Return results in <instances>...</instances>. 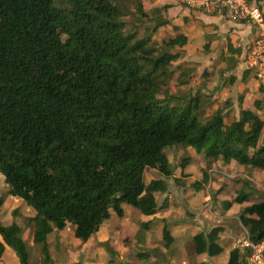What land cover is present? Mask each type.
<instances>
[{"label":"trees","instance_id":"trees-1","mask_svg":"<svg viewBox=\"0 0 264 264\" xmlns=\"http://www.w3.org/2000/svg\"><path fill=\"white\" fill-rule=\"evenodd\" d=\"M130 3L0 0V175L6 186L0 207L11 196L33 211L19 214L20 224L0 220V257L9 247L19 264H51L49 237L55 230L73 226V236L84 242L111 213L121 217L122 204L154 214L157 193L165 191L173 172L168 147L264 170V118L250 110L231 115L229 100L219 105L201 88L170 93L172 79L187 84L195 70L179 61L187 37L171 25L170 36L153 39L167 22L150 28L145 6L134 16ZM249 72L244 70L242 81ZM235 79L230 75L224 83ZM253 105L264 111L259 100ZM147 169L161 177L145 180ZM242 199L237 194L234 201ZM238 220L247 238L264 246V200L245 206ZM223 229L215 225L193 235V254L219 255ZM26 230L30 248L22 237ZM160 232L168 248L170 231L163 224ZM245 261L235 247L226 264Z\"/></svg>","mask_w":264,"mask_h":264},{"label":"crops","instance_id":"crops-1","mask_svg":"<svg viewBox=\"0 0 264 264\" xmlns=\"http://www.w3.org/2000/svg\"><path fill=\"white\" fill-rule=\"evenodd\" d=\"M170 1L171 4L163 6L166 8L164 14L166 20L172 25H177L187 37L186 45L181 48L179 61L188 62L194 66L196 80L200 79L201 69L208 68L209 70L212 67L221 66L222 76L233 75L236 79L232 84L218 91L217 88H220L221 83L224 87V78H220L218 86H212L213 88H210L212 91L209 93L214 98L216 96L212 92H220L222 96L224 95L222 98H216L221 105L228 98L225 95L229 88L233 86L239 94L238 100L234 103L237 116L240 117L243 110H250L264 118V112L255 109L253 105L255 100H261L260 98L264 97V87L261 88L264 81L257 79L252 69H249L248 77L241 80L242 73L246 69L244 65L246 50L253 37L250 25L243 21L229 19L223 11L206 12L198 6H187L178 0ZM250 2L257 4L260 8L264 5V0H250ZM231 48H235V52L231 51ZM225 58H229L230 61L235 60V65L229 67ZM260 106L262 108V105ZM188 151V154L184 156L188 157L185 165L181 166L179 171L173 169L172 175L165 179V191L157 193L158 209L156 212L149 215L148 222L143 221L142 217L143 220L137 219L140 227L145 229L142 234H139L140 237H137L138 241H135L130 234L127 221L124 219L120 221L122 218L137 214L135 210H131L134 208L122 204L123 215L118 217L111 213L109 219H106L87 241L83 242L74 237L73 226L70 225L60 232L53 231L49 237L51 264L76 262L107 264L106 256L113 253L119 259L124 260L126 254L122 248L132 241L147 247L154 253L155 259L149 261L148 264H192L193 261L226 264L229 251L239 247V241L247 236V230L240 224L238 215L245 206L256 202L249 193L251 190L259 188L264 191V170L252 169L249 165L241 166L235 164V161L220 162L221 160H218L217 163L224 170L203 168L210 175L208 183H205L195 175L198 173L196 166H199V169L204 167V160L199 161L200 155H196L191 149ZM168 159L171 162L169 156ZM147 170L144 172L145 180L151 177H161L157 171ZM217 173H221L222 179L218 184L217 182L212 183V177L215 179ZM5 189L6 186L3 188L0 186V193ZM237 194L243 197L240 202L234 201ZM215 197L219 205V211L216 210L215 213L220 212V206L222 209L221 214L218 215L205 208L208 199L212 202ZM18 206L21 207L23 216L32 215V209L28 208L20 198L7 196L0 207V220L4 225H9L12 221L20 224L21 218L11 215L14 208L17 209ZM205 214L210 216L206 218ZM163 224L167 226L172 238L168 248L164 247L161 237L160 230ZM190 224L195 226L194 230L190 229ZM215 225L224 227L218 240L222 252L211 257L205 253L194 255L190 238L201 231L208 232ZM189 230L190 235L186 236ZM26 232L30 231L26 230ZM26 232L23 233V239ZM239 250L242 253L240 248ZM38 263L43 264L40 260ZM0 264H19L11 248L5 247L0 257Z\"/></svg>","mask_w":264,"mask_h":264},{"label":"rangeland","instance_id":"rangeland-1","mask_svg":"<svg viewBox=\"0 0 264 264\" xmlns=\"http://www.w3.org/2000/svg\"><path fill=\"white\" fill-rule=\"evenodd\" d=\"M132 3L129 4V7L131 8V12L134 14V16H139L140 13L137 12V7L141 6V3L145 6L144 9L146 11V17L144 19V24L149 26L150 28L154 25V24H159V23H163V22H167L164 23V26H159V28L157 29L156 33H153L152 38L155 40H160V39H166L168 36H170L172 34L171 32V25L172 23H170L168 20H166L165 17V12H166V8H164V5H168L171 4L170 0H130ZM261 9L264 11V5H262ZM127 21L129 23H131V25L134 23L136 24L134 17L128 15L127 17ZM141 26V25H140ZM140 31H143V28L140 29ZM176 50H180L178 48L174 49ZM193 71V68L191 69ZM190 71L189 72V82L187 84H182V83H178L175 79H172L169 85V92L170 93H175V94H180V93H185V94H194L195 89L196 88H201V90L206 93L208 95L209 92H211L212 90L210 88H213L212 86H218L220 78H224V81L227 77L222 76L221 71L222 68L221 66L218 67H212L211 69L208 70V68H203L199 71V76L200 79L196 80V78L194 77V72ZM224 87L222 86V83L220 85V88H217V90L219 91L222 88H225V83L223 82ZM191 88L190 90L188 88ZM249 87V86H248ZM264 87V85L261 86V88ZM228 88V87H227ZM243 90V89H241ZM249 90V89H248ZM216 98H222V94H220V92L215 93L212 92ZM238 92H236V89L231 86L229 88V91L226 93L225 97L227 96V100H229V105L227 108V111L230 112L231 115H234L236 117L237 114L235 113V106L234 103L238 100L239 94H237ZM243 94V93H242ZM238 95V96H237ZM210 97V96H209ZM259 98V97H258ZM261 100H259L262 104V110H264V97L260 98ZM216 102V101H215ZM220 105V104H219ZM216 107V104L214 106V108ZM213 109V108H212ZM264 112V111H263ZM189 148H184L182 146H176V147H168L166 149H164L165 153L170 157L171 162H172V166L173 169H178V171L181 169V165L180 164H176V163H181L184 160H187L188 158L184 157L185 155L188 154ZM201 157V156H200ZM204 159L201 157L199 158V161H203ZM198 159L195 161L197 163ZM223 162V161H220ZM235 164L241 165V166H248V165H242L239 164L238 162H235ZM203 168H205V170H212V169H217L218 171H223L224 169H222L219 164L217 163V161H211V160H204V167H201L199 169V166H196V171L198 173H195L196 178H198L201 182H207L209 181V173H207V171H204ZM149 171V169L147 170ZM221 173H217V176L215 177V179L212 177V183H216L218 184V182L221 181ZM0 186L3 188L4 182L2 177H0ZM250 195L253 196V198L255 199V201H261L264 200V191L262 189L256 188L251 190ZM25 205H27L26 203H24ZM28 208H30L27 205ZM131 208H134L132 206H130ZM205 208H207V206H205ZM208 209V208H207ZM131 210H135L136 212V216H129L127 218H122V220L120 219V221L126 220L130 229V234L135 238V241H138V238L140 237L139 234H142L145 229L141 228L139 225V222H137L138 218H141V220L148 222V220H150L149 215H143L141 213H139V211L134 208ZM209 211H211L212 213H214L215 215L221 214V206H220V212L219 213H215L216 210L219 211V205H217L216 203V197L212 200V202H210V208L208 209ZM217 211V212H218ZM19 214L21 216H23V211L21 209V207H17L16 209V217H20ZM11 215L12 214L11 212ZM206 218H208L210 215L209 214H205L204 215ZM21 218V217H20ZM5 219V217H4ZM153 223V222H151ZM190 229L192 228L194 230L195 226L190 224L189 225ZM233 229V228H232ZM192 230V231H193ZM242 231V230H241ZM190 235V230L188 231V235ZM184 236V237H186ZM138 237V238H137ZM24 240L27 242V244L29 245L30 248V243H31V233L30 232H26L24 234ZM122 242V241H121ZM123 251L126 254L125 259H119L118 256H116L115 253L110 254L108 256H106L108 258V263L107 264H148L149 261L155 259V255L153 252L149 251L147 249V247L143 246V245H138L136 242L132 241V242H128L126 244L125 247L122 248ZM12 250V249H11ZM196 262V261H193ZM245 264H249L248 261H245Z\"/></svg>","mask_w":264,"mask_h":264},{"label":"built area","instance_id":"built-area-1","mask_svg":"<svg viewBox=\"0 0 264 264\" xmlns=\"http://www.w3.org/2000/svg\"><path fill=\"white\" fill-rule=\"evenodd\" d=\"M187 6H198L206 12L223 11L232 20L243 21L250 25L253 37L249 41L244 65L252 69L256 78L264 81V15L257 4L250 0H178ZM207 208H210L208 199ZM239 248L249 264H264V246L244 237Z\"/></svg>","mask_w":264,"mask_h":264}]
</instances>
